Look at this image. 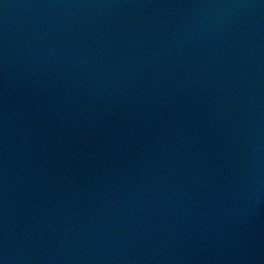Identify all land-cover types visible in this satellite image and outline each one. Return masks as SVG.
Here are the masks:
<instances>
[{
	"label": "water",
	"instance_id": "1",
	"mask_svg": "<svg viewBox=\"0 0 264 264\" xmlns=\"http://www.w3.org/2000/svg\"><path fill=\"white\" fill-rule=\"evenodd\" d=\"M0 264H264V0H0Z\"/></svg>",
	"mask_w": 264,
	"mask_h": 264
}]
</instances>
